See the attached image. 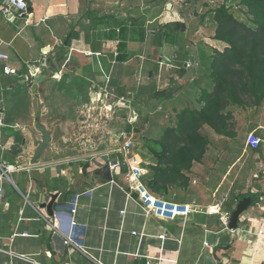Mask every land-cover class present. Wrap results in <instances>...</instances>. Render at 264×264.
<instances>
[{"label": "crops", "instance_id": "obj_1", "mask_svg": "<svg viewBox=\"0 0 264 264\" xmlns=\"http://www.w3.org/2000/svg\"><path fill=\"white\" fill-rule=\"evenodd\" d=\"M27 3L31 19L46 16L45 22L22 28L19 21L7 24L0 13V52L8 54L7 64L15 71L14 75L4 74L0 65V107L4 114V123L0 125V163L20 166L8 173L12 182L6 179L3 183L0 264H264V234H257L260 228L264 231V118L261 115L253 124L255 134L263 141L261 146L242 148V158H236L229 166L230 172L241 174L242 189L217 213L213 212L218 206L207 208L193 199L191 202L198 205L196 213L172 219L144 217L138 192L129 190L126 167L106 168L108 162L121 160V155L114 152L121 146L115 138L110 144L115 143L116 148L88 154L91 156L87 158L79 156L34 167L17 162L18 157L12 153L16 144L23 153L30 150L27 133L16 125L25 124L31 111V96L22 83V75L38 68L42 58L59 50L65 51L57 59L60 73L40 84V96L45 100L43 110L62 118L68 132H78L77 127H84L86 110L107 115V104L117 110L119 105L129 103L144 124L149 123L148 110L164 109L160 107L162 100L170 103L168 108L172 111L187 103L200 105L201 93L211 88L212 50L214 45L220 50L223 44L213 38V19L206 28V23L202 25L203 15L200 24L194 18H175L190 33L188 40L198 42L194 48L186 47L184 30L178 32L176 44L161 42L160 23L174 20L171 17L168 21L158 20L162 16L158 0H27ZM199 27L210 34L212 48L194 35ZM188 59L198 60L199 66L184 69ZM161 62L166 69L161 68ZM186 77L194 78L185 80ZM173 85L175 92L166 97L163 91ZM104 90L108 96L97 101L96 94ZM69 126L72 128L68 129ZM131 129L142 130L137 125ZM91 133L84 131L79 135L91 136ZM148 139L156 137L148 136ZM238 161H242L241 166ZM154 165V161H148L143 166L147 178L151 177L150 166ZM111 179L116 185L109 183ZM86 190L91 192L79 198L77 225L73 230V238L86 248L82 250L65 243L64 236L51 226L60 225L67 230L69 216L50 217L42 205L52 194H58L56 207L73 194ZM249 191L257 194V200L239 215L237 228L231 230L227 226V214L235 207L238 197ZM164 197L170 199L169 193ZM147 202H152L150 197ZM34 208L44 219L35 218ZM122 209H125L123 215L119 214ZM133 230L145 234L132 235ZM162 233L167 234L165 240L158 238Z\"/></svg>", "mask_w": 264, "mask_h": 264}, {"label": "trees", "instance_id": "obj_2", "mask_svg": "<svg viewBox=\"0 0 264 264\" xmlns=\"http://www.w3.org/2000/svg\"><path fill=\"white\" fill-rule=\"evenodd\" d=\"M239 6L249 22L240 20L225 4L211 10L213 38L225 45L210 56L211 88L201 93L199 107L179 109L158 138L144 141L155 160L151 177L142 179L150 194L165 196L173 187L188 185L191 167L206 152L208 141L200 131L203 126L229 136L232 112L228 107H245L247 99L255 106L264 101V0H239ZM183 29L181 22L166 23L159 29V38L176 44ZM131 130L127 125L125 134Z\"/></svg>", "mask_w": 264, "mask_h": 264}, {"label": "rangeland", "instance_id": "obj_3", "mask_svg": "<svg viewBox=\"0 0 264 264\" xmlns=\"http://www.w3.org/2000/svg\"><path fill=\"white\" fill-rule=\"evenodd\" d=\"M159 8L161 10L162 16L158 20L168 21L171 17L174 21H171L170 24H174L177 21L175 18H181L182 20H188V18H194L197 21V24H200V15L204 16V22L202 25L207 24L206 28L210 27V22H212V13L211 10L221 4H225L227 6L232 7L233 11L237 15L240 20L245 22H249L245 14L240 11L239 0H158ZM167 3H171L172 6L170 9L166 8ZM174 6L175 11H171ZM173 13V14H172ZM209 20H205L208 19ZM159 21L155 22V26ZM166 23V22H165ZM9 24V23H7ZM183 24V23H182ZM10 25V24H9ZM164 25V23H160L159 29ZM184 27V24H183ZM184 30V29H183ZM182 30V31H183ZM187 38H184V42L186 43V47L193 46L197 48L198 42L188 40L190 33L187 30H184ZM195 36H200L201 42L206 46H210L212 44L211 36L208 33H204L202 28H197L194 32ZM214 36V35H213ZM222 43V42H221ZM215 44V42H214ZM222 45H225L224 43ZM222 45L220 50H222ZM212 48V47H211ZM217 50V47L214 45V50ZM219 50V49H218ZM212 53V54H213ZM186 63V64H185ZM187 63H190V66H187ZM161 68L166 69V66L161 62ZM199 66V61L195 60H187L184 62L183 68L193 70V68H197ZM192 68V69H191ZM197 70V69H196ZM210 70V69H209ZM196 72V71H194ZM190 78L194 77H186L185 80H190ZM23 83V81H22ZM24 84V83H23ZM26 85V84H25ZM175 85L170 86L168 90L163 91L164 94L169 95L170 97L175 92ZM174 90V91H173ZM115 95V94H114ZM114 95L112 98H114ZM124 100V99H123ZM123 102V101H122ZM254 102L250 99L246 100L245 107H240L236 105H230L228 108L232 112V118L228 121V131L230 132L229 136L219 135L213 131L209 126L205 125L201 128V133L206 137L208 144L206 148V152L204 157L200 162H195L190 170L189 182L185 187H175V189L169 192V198L173 201L178 202H191L193 199L200 205H205L208 207H217L215 204H219V208L222 209L227 204V201L233 199L241 189H242V181L241 174L235 175L234 171L230 172L229 166L235 161L236 158H242V148L247 146V136L251 133H254L253 124L258 122V119L261 115L264 118V101L261 106H255ZM169 102L166 104L163 100L160 102V107L163 108H154L151 111H147L149 116L148 124H144L143 118L138 117V112L133 108L129 107V103L122 106L119 105L117 110L113 109L111 111H107L108 114L100 115L96 113L97 110L93 111H85L84 115V127H77L79 133H83L84 131L92 132L91 136L96 140H100L103 138V134L105 132H110L111 129L127 125L136 126L141 128L140 131L130 132L132 135V147L131 153L138 154L142 157L143 162L155 161L153 157L150 155L148 150L144 146L145 139H148V136H154L158 138L165 127L172 124L176 112L183 108L189 107L195 104H183V106H179L175 111H172L169 106ZM158 105V104H157ZM192 107V106H191ZM199 107V105L197 106ZM90 110V108H88ZM151 112V113H150ZM154 124V125H153ZM141 125V127H140ZM72 128L71 126L68 129ZM156 128L157 131H154ZM72 130V129H71ZM95 130H98L95 132ZM125 133V132H124ZM87 135V134H86ZM257 135V134H256ZM258 136V135H257ZM2 142L5 141V138H1ZM113 140V138L111 139ZM121 145V144H120ZM115 143L113 145L110 144V148H116ZM119 148V147H117ZM8 154V153H7ZM8 155H6L7 157ZM91 155L85 154L79 158H87ZM93 156V155H92ZM149 158V159H148ZM139 159V157H138ZM8 162L10 161L7 159ZM141 162V167H146L147 163ZM242 162V161H241ZM241 162L238 161V166H241ZM238 166H236L238 168ZM125 167V166H123ZM242 168V167H241ZM240 168V169H241ZM127 171V169H126ZM230 172V173H229ZM236 177V178H235ZM141 179H147L146 175H143ZM231 183V184H230ZM232 186V187H231ZM231 187L229 190L228 188ZM152 200V198H150ZM215 202V203H214ZM236 204V203H235ZM209 205V206H208ZM207 210V209H206ZM220 212V211H219Z\"/></svg>", "mask_w": 264, "mask_h": 264}, {"label": "water", "instance_id": "obj_4", "mask_svg": "<svg viewBox=\"0 0 264 264\" xmlns=\"http://www.w3.org/2000/svg\"><path fill=\"white\" fill-rule=\"evenodd\" d=\"M171 6V3H167L166 8L170 9ZM63 52L65 51L59 50L42 58L37 75L33 77L27 74L26 80L23 81L31 96V111L27 114L28 121L25 124L16 123V125L19 126L20 130L27 133L30 150L28 153H23L22 147L16 144L12 153L18 157L17 162L29 167L85 154L102 153L110 148L112 138L121 142L122 134L125 132V127L120 126L111 129L110 132H105L100 140L88 135L80 136L77 130L68 132L62 125V118L48 115L46 110H43L45 100L40 96V84L56 77L60 71L57 59L61 57ZM106 168H108L107 164ZM57 197L58 194H52L50 200L42 205L50 217L53 216L54 203ZM256 200L257 194L251 191L238 197L235 207L227 217L229 229L237 228L239 215L254 204Z\"/></svg>", "mask_w": 264, "mask_h": 264}, {"label": "built area", "instance_id": "obj_5", "mask_svg": "<svg viewBox=\"0 0 264 264\" xmlns=\"http://www.w3.org/2000/svg\"><path fill=\"white\" fill-rule=\"evenodd\" d=\"M0 13L4 20L13 25L17 21H19L22 24V28L26 26H39L41 23L45 22L47 19L46 16H43L39 18L38 20L33 21L30 17V10L27 3V0H1L0 2ZM9 60V56L6 53L0 52V65H2L1 70L4 74L8 75H14L15 71L13 68H11L7 62ZM41 61V60H40ZM40 61L38 68H31L29 71L27 70V74H30L31 76L35 77L37 75V72L40 68ZM186 64V63H185ZM187 66H190V63H187ZM60 73V72H58ZM22 75L23 81L26 80V75ZM57 76V75H56ZM108 92L104 90L102 93L99 92L96 94V100L101 101L102 97H107ZM113 109V105L107 104L105 106L106 111H111ZM4 114L3 109L0 107V125L4 123ZM118 141V140H117ZM247 145L249 147L257 149L262 144V139L257 136L254 133H251L247 136ZM121 146L119 148L115 149V153H118L121 155V160L119 162H108V168L110 170H114L120 165H123L126 167L127 171L125 174V178L127 180V184L129 187V190H135L138 192L140 201L141 202V211L142 215L144 217L148 218L150 216L158 217V218H166V219H172L174 216L177 215H183L186 216L191 213L198 212V205L195 201L190 203H180L173 201L171 199H166L164 196H155L150 194L147 189L144 187L142 183L141 177L145 175L146 170L141 167V158L137 154L131 153V147H132V135L131 133L129 135H126L125 133L122 134V141L119 142ZM139 157V159H138ZM19 165L17 163L15 164H2L0 163V205L4 198V187L3 183L7 179L9 182H12L11 179L8 176V173L13 169H19ZM111 184H115V182L111 179L109 181ZM116 185V184H115ZM91 192V190H86L82 193H75L73 194L70 199L62 204L57 205L54 207L53 217L56 219H59V217L62 214H67L70 219V225L67 230L61 228V226H55L51 225L58 233H60L65 238V243L72 244L82 250H85L86 248L84 245H80L76 240L73 238V230L74 227L77 225V219L76 214L79 209V198L81 195H87ZM152 198V202L148 203L147 199ZM216 206H218L217 213L220 211L219 204L216 203ZM35 209V208H34ZM206 212H209L206 210ZM35 213H37V216L35 218H43V215H41L36 209ZM125 213V209H122L119 211V214L123 215ZM212 213V212H209ZM229 214H227L228 217ZM22 219H25V217H22ZM23 234H26L25 232H22ZM132 235H144V232H137L136 230L131 231ZM258 235H263L264 231L262 228H260L257 232ZM160 240H165L167 238L166 233H162L158 236ZM205 245H207V242H205ZM23 257V256H21Z\"/></svg>", "mask_w": 264, "mask_h": 264}]
</instances>
